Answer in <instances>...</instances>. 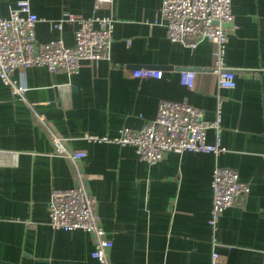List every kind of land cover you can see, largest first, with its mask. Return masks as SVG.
Returning <instances> with one entry per match:
<instances>
[{
    "label": "crops",
    "instance_id": "obj_1",
    "mask_svg": "<svg viewBox=\"0 0 264 264\" xmlns=\"http://www.w3.org/2000/svg\"><path fill=\"white\" fill-rule=\"evenodd\" d=\"M19 1L0 0V17H9ZM30 2L40 18L39 44L61 39L74 46L77 26L65 22L59 30L56 23L94 14L95 0ZM162 3L114 0L99 10L115 19L109 61H85L73 76L45 66L18 69L24 99L0 80V264H99L92 234L49 223L53 192L81 183L97 200L114 264H212L215 251L223 264H264V0H233L224 58L236 76L233 89L219 86L211 42L191 49L169 39L165 24L156 23ZM140 69L164 75L134 78ZM185 71L196 73L193 88L181 82ZM163 100L197 106L208 121L217 118L221 101L225 151L169 152L150 165L133 146L85 138L141 129L156 119ZM52 135L86 156L74 163L57 154ZM207 139L216 142L215 130ZM217 166L236 170L251 191L222 214L214 232Z\"/></svg>",
    "mask_w": 264,
    "mask_h": 264
},
{
    "label": "built area",
    "instance_id": "obj_2",
    "mask_svg": "<svg viewBox=\"0 0 264 264\" xmlns=\"http://www.w3.org/2000/svg\"><path fill=\"white\" fill-rule=\"evenodd\" d=\"M114 0H95L94 14L80 17L70 14L66 20L56 23L61 30L68 22L77 26L75 45L67 46L61 39L39 44L35 37L36 24L40 21L32 11L30 0H20L9 17H0V80L8 87L15 98L24 99L27 88L20 84L14 74L18 69L32 66H45L51 72H64L69 76L79 74L85 61L111 60L112 40L115 19L112 16H99L104 6H112ZM233 0H163L161 18L167 27L172 42L196 49L204 41L213 44L214 72L218 75L221 88L233 89L237 86L235 73L225 66V51L230 27L235 22ZM163 72L156 69L132 71L136 79H161ZM196 73H181L183 85L193 88ZM214 121L205 119L203 109L187 102L163 100L155 120L146 123L141 129L124 127L116 137L86 135L95 143H117L130 145L138 156L150 165L159 163L169 152H202L219 155L224 152L220 134L222 132L221 110ZM43 120V118H40ZM215 130L217 140L209 143L207 132ZM56 153L74 163L83 159V151H68L64 140L52 135ZM213 203L210 224L214 232L222 214L239 200L250 194V185L241 180L239 173L230 168L217 166L212 174ZM50 226L56 230H84L95 237L92 257L99 264H114L108 251L113 241L107 238L97 208V200L84 184L67 190H55L49 204ZM216 238L214 242L216 243ZM224 256L215 251L212 264H223ZM151 264V263H148Z\"/></svg>",
    "mask_w": 264,
    "mask_h": 264
},
{
    "label": "water",
    "instance_id": "obj_3",
    "mask_svg": "<svg viewBox=\"0 0 264 264\" xmlns=\"http://www.w3.org/2000/svg\"><path fill=\"white\" fill-rule=\"evenodd\" d=\"M233 25H229L228 27H232Z\"/></svg>",
    "mask_w": 264,
    "mask_h": 264
}]
</instances>
